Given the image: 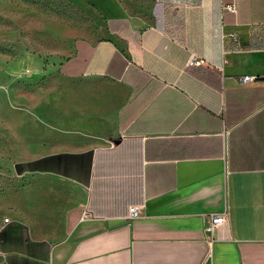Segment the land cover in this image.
I'll use <instances>...</instances> for the list:
<instances>
[{"label": "crops", "instance_id": "1", "mask_svg": "<svg viewBox=\"0 0 264 264\" xmlns=\"http://www.w3.org/2000/svg\"><path fill=\"white\" fill-rule=\"evenodd\" d=\"M99 3L10 168L0 264H264V0Z\"/></svg>", "mask_w": 264, "mask_h": 264}, {"label": "rangeland", "instance_id": "2", "mask_svg": "<svg viewBox=\"0 0 264 264\" xmlns=\"http://www.w3.org/2000/svg\"><path fill=\"white\" fill-rule=\"evenodd\" d=\"M99 4L0 0V216L16 180L10 173L12 163L28 154L29 142L43 140V101L57 65L69 54L75 37L94 31Z\"/></svg>", "mask_w": 264, "mask_h": 264}, {"label": "built area", "instance_id": "3", "mask_svg": "<svg viewBox=\"0 0 264 264\" xmlns=\"http://www.w3.org/2000/svg\"><path fill=\"white\" fill-rule=\"evenodd\" d=\"M221 9L222 10H227V11H230V12H233L235 13L237 11V6H236V3L235 2H226V1H221ZM227 61V58L226 56L223 57V62H226ZM203 60L201 58V56L195 52V51H192L190 53V56L187 60V64L188 65H194V64H197V63H202ZM255 76L254 75H250V74H245V75H242L240 77V80L243 82V83H247L249 81H251L252 79H254ZM140 207L141 205H137V204H131L129 205L128 207V213L126 215V218L128 220H131L137 216L140 215ZM86 214H88L87 211H83V216H85ZM227 216H228V208L226 207V209L220 211V212H212V213H209L208 215H206V218H205V230L206 232H208L209 234H211L217 227L218 225L226 222L227 220ZM4 220H8V217H4ZM212 239H210V242H211ZM211 255V252L210 250L207 252L205 258H204V263H206V261L209 259Z\"/></svg>", "mask_w": 264, "mask_h": 264}]
</instances>
